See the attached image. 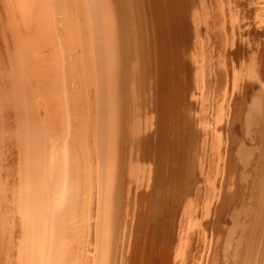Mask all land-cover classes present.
<instances>
[{
  "label": "bare ground",
  "instance_id": "bare-ground-1",
  "mask_svg": "<svg viewBox=\"0 0 264 264\" xmlns=\"http://www.w3.org/2000/svg\"><path fill=\"white\" fill-rule=\"evenodd\" d=\"M0 120V263L264 264V0H0Z\"/></svg>",
  "mask_w": 264,
  "mask_h": 264
},
{
  "label": "rangeland",
  "instance_id": "rangeland-1",
  "mask_svg": "<svg viewBox=\"0 0 264 264\" xmlns=\"http://www.w3.org/2000/svg\"><path fill=\"white\" fill-rule=\"evenodd\" d=\"M67 37V36H66ZM67 39V38H66ZM67 41V40H66ZM68 43V42H67ZM64 45H65V43H64ZM65 57H63V60H60L61 62H59L58 64H56V66H58L55 70H54V80L55 81H53V87L52 88H54L53 89V91L55 92V95H54V101H55V103L57 104V107L59 106L60 108H64V112L66 111V109H67V115L68 116H71L72 115V117H73V112H74V110H75V94H74V90H73V88L74 87H72V85H74L75 84V81H72L71 82V80H75V77H76V79H78V77H79V75H77V73H76V70H78L79 69V66H80V64H78L79 62L77 61V63H76V68H74L72 65L75 63V62H72V60H70L71 58H69V56H68V58L67 59H65L66 60V62H65ZM68 60H70V61H68ZM63 63V64H62ZM68 65V67H70V63L72 64L71 66L72 67H70V69L68 68V70L66 69V68H64L63 66H66L67 67V65ZM63 65V66H62ZM78 67V68H77ZM69 70H70V72H69ZM75 70V71H74ZM67 71V72H66ZM66 72V73H65ZM72 72H75L76 73V75H74ZM66 74L68 75L67 77H69L70 78V76H69V74H73L72 76H71V78L69 79H67V77H66ZM57 75V76H56ZM63 77V78H62ZM62 78V79H61ZM74 78V79H73ZM67 80L69 81V82H67ZM72 83H74V84H72ZM72 87V88H71ZM72 90V92L71 91H69V90ZM67 90V91H66ZM69 91V92H68ZM74 96V97H73ZM67 97V98H66ZM56 98H58L57 100L58 101H56ZM60 98H62L61 100H60ZM64 99V100H63ZM61 103L62 102V104H58V103ZM68 102V103H67ZM64 103H65V105H64ZM67 104V105H66ZM63 105V106H62ZM65 107H67V108H65ZM66 112H65V114H66ZM0 146H2V144L4 143L3 141H5L6 140V136H11V135H13V134H15V132L16 131H18V129H16L15 127H17V126H11L10 128H9V126L8 127H6V125L4 124V125H2V122H1V120H0ZM8 128L10 129V130H8ZM18 128V127H17ZM3 129H6L7 131L5 132V130H3ZM13 130V131H12ZM16 130V131H15ZM4 131V132H3ZM15 131V132H14ZM8 132V133H7ZM12 134H11V133ZM14 132V133H13ZM7 134V135H6ZM5 135V136H4ZM2 137V138H1ZM2 148V147H1ZM0 148V153H1V151H2V149ZM17 159V161L15 162V163H12L11 164V167H12V169H14V171L15 172H17L18 171V169L20 168V166H21V164L19 163V161H20V159H18V158H16ZM4 167H5V165H3V162H2V159H1V155H0V171H1V169H4ZM13 171V172H14ZM36 259H39V256H37L36 257ZM1 260V259H0ZM0 264H3V263H0Z\"/></svg>",
  "mask_w": 264,
  "mask_h": 264
}]
</instances>
